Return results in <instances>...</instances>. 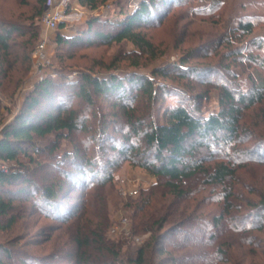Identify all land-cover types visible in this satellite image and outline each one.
Masks as SVG:
<instances>
[{"label":"trees","instance_id":"16d2710c","mask_svg":"<svg viewBox=\"0 0 264 264\" xmlns=\"http://www.w3.org/2000/svg\"><path fill=\"white\" fill-rule=\"evenodd\" d=\"M76 1L93 11L109 0ZM121 1L112 2L116 10L108 17L90 15L73 36L58 32L54 42L72 47L131 43L139 51L154 55L153 44L139 29L160 25L172 7L185 0H139L134 11L125 10ZM46 2L37 0L35 18L42 17ZM221 4V0H211L209 7ZM255 25L252 19L241 17L225 28L222 40L210 44L214 49L225 47L216 65L190 66L187 58L172 65L178 71L173 76L176 81H186L189 73L196 75L197 81L208 90L218 91L219 111L207 116L186 104L187 99L164 108L159 106L162 94L174 95L177 90L138 72L115 73L124 68L120 63L129 61L125 57H112L104 66L105 77L88 71L69 80L63 72L55 71L56 77L46 75L36 83L24 97L22 109L0 128V161L14 165L8 171L0 169V232L12 233L20 220L27 221L34 215L59 221L60 226L52 231L63 230L50 252L39 259L23 253L20 235L0 244V264H30L37 260L40 264H177L182 255L175 256L163 243L169 236L180 233L181 240L170 247L183 250L190 245V231L209 238L207 242L212 239L222 242L239 235L243 238L242 245H253L264 256L262 246L255 244L252 236H246L250 231L263 229L264 197L247 200L249 206L233 204L238 194L235 186L240 183L237 172L245 167L237 164V160L250 159L246 156L255 154L264 145V76L259 73L264 70V33L249 41L253 42V49H248L247 42L234 47L231 39L235 34L251 35ZM63 27L60 23L59 28ZM24 32L19 23H0V88L6 80L17 76L14 83L17 89L30 72V55L38 33L27 30V38L15 40ZM221 60L229 62L224 66ZM129 64L139 65L137 61ZM245 67L250 71L248 85L243 88L236 69ZM207 73L221 80L202 82L200 77ZM151 74L171 77L158 67ZM208 90L195 96L206 98ZM94 98L104 104L110 102L108 112L93 111ZM93 118L95 123H89ZM117 121H123L119 144L107 134L109 125L118 124ZM72 134L87 135L88 143L97 144V154L87 157V144L83 147L76 144L70 153L58 157L55 151L59 141L70 139ZM51 137L54 140L49 144L47 140ZM107 141L111 142L109 147L105 146ZM247 141L253 144L241 147ZM115 157L144 170L155 182L165 180L167 189L158 194L154 183L150 191H141L126 206L132 213L130 235L148 236L136 248L127 246L124 253L121 249L125 241L132 243L131 238L111 242L105 236L112 227L104 186L112 180V171L118 163L114 162ZM250 161L264 166L258 159ZM189 182L198 188L190 192ZM92 185L94 192L87 199L86 191ZM202 190L215 194L219 206L205 211L197 203L191 206L190 195ZM76 192L79 203L70 202L67 197ZM201 222L204 227L198 228ZM164 227L167 228L160 232ZM47 236L49 240L51 234ZM220 249L219 243L216 256ZM214 259L217 263L226 261Z\"/></svg>","mask_w":264,"mask_h":264},{"label":"rangeland","instance_id":"374dc122","mask_svg":"<svg viewBox=\"0 0 264 264\" xmlns=\"http://www.w3.org/2000/svg\"><path fill=\"white\" fill-rule=\"evenodd\" d=\"M70 1L72 4L74 0ZM138 1L139 0H122L121 3L125 10H132L133 4H137ZM221 1L222 4L219 7L210 8L211 0H185L182 4L172 7L160 25H150L140 28L139 30L144 32L146 37L153 44L154 56L139 51L131 43H123L122 45L111 44L109 46L100 45L96 47H83L81 44L75 47L71 45L58 46L54 42L58 32L67 36L70 31L75 32L83 25L78 21L77 16L73 19H67L68 17L63 18L60 21V23L64 25L63 29H60L58 25L56 30H49L42 25L41 17H34L37 8V0H0V23H19L23 25L25 29L22 37H16L15 40L20 41L27 38V30H33L38 33L35 49L30 55V72L24 77L17 89H14L17 76H14L15 79L6 80L3 87L0 88V128L10 122L16 113L22 109L24 97L32 90L33 86L46 75L56 77L57 73H55V71H60L63 72L69 80H74L79 73L91 71L93 74H99L100 77H105L107 75V70L104 66L115 56L125 57L128 58L130 62L137 61L139 64L138 67H132L129 61L122 62L120 66H124V68L116 70L115 73L125 74L128 72H138L146 75L153 82H163L167 87L177 90L174 95H161L158 104H160L159 106L162 108L168 104H175L177 101L187 99L186 104L197 108L202 115L207 116L217 113L219 111L218 91L214 88L208 90L207 86L201 85L200 81H197L196 75H190L189 73H186L189 78L184 81L185 83L176 81L173 76L178 71H175L172 65L178 64L181 59L186 58L188 60L187 65L190 66L201 67L216 65L217 62L220 61L219 55L224 51L225 47L214 49L213 45L211 46L210 44L220 42L225 28L227 26H233L234 21L241 17L252 19L256 24V28L251 35L246 37H238L237 34L231 36L232 44L236 47L242 45V42H247L248 49H253V42L249 43V41H252L254 35L264 33V0ZM69 8L66 10L67 13L71 11ZM115 10L113 6L109 10L110 14ZM42 42L45 44L43 46V53L45 56L43 65H45L46 68L44 71H38V59L33 53ZM221 62L222 65L225 66L229 61L221 60ZM156 67L163 68L171 77L162 78L153 76L151 70ZM236 71L243 88H246L248 85L247 74H249L250 69L245 67V69L238 68ZM259 73L264 76V70L261 69ZM202 76L203 77H200V80H203L202 82L206 79L215 81L221 80V77L209 73ZM205 90H208L206 98H198L195 96L196 94H203ZM94 101L95 107L93 111L99 112L98 110H100L102 112H108V104L110 102L104 104L101 99L97 98H94ZM72 104L78 106L75 101H73ZM80 106L83 108L82 104H80ZM159 115L160 112L157 113L158 117ZM117 122L118 124L112 123V125H109L107 130L108 136L116 139L115 144L120 143L119 136L122 132L121 125L123 121ZM89 123L94 124V118L91 119ZM114 130L116 131L113 135ZM95 135L96 134H94V137ZM53 140L54 139L51 137L47 142L53 143ZM77 141H79V143ZM87 141V135L72 134L70 139H62L59 141L58 148L55 152L58 154V157H62L64 154L70 153L76 144L80 147L87 144L86 156L97 154L95 153L97 144L88 143ZM47 142H45V144ZM107 142L105 146L109 147L111 142ZM252 144L253 142L247 141L241 145V147L247 148ZM260 148L261 149L256 151L255 154L252 153L246 156V158L250 159L245 160V158H239L237 160V164H245V167L237 172L240 183H237L235 186L238 193L237 196H235L237 199L233 201L235 206H249L246 202L247 200L258 201L260 198L264 197V166L262 164L257 165L250 161L251 159H258L264 162V145ZM113 160L114 162H118L117 166L112 171V180L104 186L107 214L109 224L112 227L111 230L106 231L105 236L106 239L111 242H117L121 240V237L122 239L124 237L131 238L132 243H126L125 241L121 249V253H124L127 251V246H129V249L136 248L142 245L147 240L148 236L147 233L135 236L130 235V230L132 228V213L131 209L126 206H128L130 202L136 200L141 191L145 192L148 189L150 191L152 188L151 185L154 183H156L154 189L158 194L166 192L167 189L164 188L165 180L160 179L155 182L144 170L132 166L129 161L124 158L115 157ZM63 166L67 167L68 165ZM11 167H14L13 163L0 161L1 170L8 171ZM188 186L190 187V192L198 188L197 184L190 185V182ZM94 188L95 185H92L87 189V199L88 196L94 192ZM190 196H192L190 205L194 206L197 203V206H202L203 211L213 206H219L220 204L218 197L215 194H210L208 190H202L198 194ZM67 198H69L70 202L79 203V192L71 194ZM243 200L245 201L242 202ZM37 218L36 224L33 223ZM262 220L264 223V214H262ZM58 226H60L59 221L43 217V215H34L32 218H28L27 221L20 220L16 228L10 234L0 232V244L6 243L8 240L20 235L21 238L23 237L21 241V244H24L22 248L23 253L39 259L50 252L54 240H56L57 235L63 230L52 231ZM203 227L204 223L201 222L198 228ZM23 228H26V230L23 231ZM43 228L44 232H41ZM166 228L167 227H164L160 232L164 231ZM48 234H51L49 240H47ZM200 236L199 234L194 235V233L190 231V245H187L188 247L183 250L176 251L174 247L170 246L172 244L177 245L179 240H181V235L180 233H175L164 241L163 247L171 250L175 256L176 254L177 256L182 255L179 261H177V264H264V256L260 253V249L253 245H242L241 242H243V238L239 237V235H232L222 242L213 239L207 242L209 238H201ZM246 236H252L255 244L258 242L264 249V224L261 231H250ZM136 239L138 240L136 241ZM219 243L221 245V251H219V256H216L214 252ZM188 252H190V254H188ZM215 257L226 261L224 263H217L215 261L216 259H214ZM3 260L7 261L6 258H3ZM9 261L12 262L11 260ZM30 264H40V262L37 260L30 262Z\"/></svg>","mask_w":264,"mask_h":264},{"label":"built area","instance_id":"2783aa9c","mask_svg":"<svg viewBox=\"0 0 264 264\" xmlns=\"http://www.w3.org/2000/svg\"><path fill=\"white\" fill-rule=\"evenodd\" d=\"M70 4V0H47L41 17L42 25L49 30H56L60 21L68 15L66 10L69 8ZM136 8V4H133L132 11L136 10ZM44 45V42L40 43L33 53L38 59V71H44L46 68L45 65H43L45 59L43 53ZM137 240L138 239H136V241Z\"/></svg>","mask_w":264,"mask_h":264},{"label":"crops","instance_id":"0c3cea01","mask_svg":"<svg viewBox=\"0 0 264 264\" xmlns=\"http://www.w3.org/2000/svg\"><path fill=\"white\" fill-rule=\"evenodd\" d=\"M114 0H109L103 5H101L98 9L90 11L85 7H82L81 5L78 4L76 0L73 1L71 4V11L68 13L66 16L67 19H73L76 16L78 17V21L82 24H84L88 18V16H102V17H108L110 15V9L113 7V2ZM135 1V0H133ZM64 28V27H63ZM62 28V29H63ZM75 34L74 31H70L69 35L67 34V37H71ZM33 83V82H32Z\"/></svg>","mask_w":264,"mask_h":264}]
</instances>
